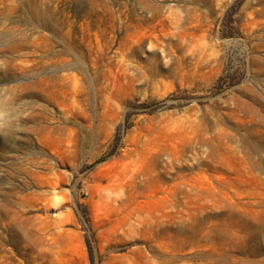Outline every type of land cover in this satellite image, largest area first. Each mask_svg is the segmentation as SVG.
Instances as JSON below:
<instances>
[{
	"label": "rangeland",
	"instance_id": "374dc122",
	"mask_svg": "<svg viewBox=\"0 0 264 264\" xmlns=\"http://www.w3.org/2000/svg\"><path fill=\"white\" fill-rule=\"evenodd\" d=\"M261 234L264 0H0V264H264Z\"/></svg>",
	"mask_w": 264,
	"mask_h": 264
},
{
	"label": "bare ground",
	"instance_id": "6f19581e",
	"mask_svg": "<svg viewBox=\"0 0 264 264\" xmlns=\"http://www.w3.org/2000/svg\"><path fill=\"white\" fill-rule=\"evenodd\" d=\"M145 11V10H144ZM18 47V46H17ZM16 47V48H17ZM18 49V48H17ZM46 57V56H45ZM20 67H19V71H22V72H25V73H30V72H33L34 71V69H33V67H31V66H26V65H19ZM62 74V73H61ZM61 74H59V75H56V77L57 78H60V79H62L63 78V75H61ZM12 77V74H5L4 76H3V78H6V79H10ZM45 80H47V79H49V77H45L44 78ZM11 91H13L14 89H15V87H11V88H9ZM15 97V96H14ZM5 103V102H4ZM8 104V105H7ZM4 107L5 108H7L10 112H9V117H8V120H7V122H6V124L4 125V131H3V143H7L8 145H10V148H12L14 145H12L13 143H14V141H15V138H16V128H15V126H14V122H15V120H16V118L18 117V115H19V110H16L14 107H12L11 105H9L10 103H7ZM31 108L32 110H30L29 112H28V114L25 116V120L26 121H34L35 120V118L39 115V114H41L40 112H37V111H35V109H34V105H28V108ZM34 109V110H33ZM35 128H33V127H28V128H26V130H25V133H27V137L25 138V142H28L29 141V139H30V136L29 135H31L32 133H34L35 132ZM2 134V133H1ZM260 199V198H259ZM262 199V198H261ZM258 201H260V200H257V202ZM263 201V200H262ZM261 202V201H260ZM262 235V237L264 238V235L263 234H261ZM261 235H260V237L258 238V240H257V243H259V241H260V243L264 246V240L261 238ZM246 238V237H245ZM260 238H261V240H260ZM251 242V241H250Z\"/></svg>",
	"mask_w": 264,
	"mask_h": 264
}]
</instances>
